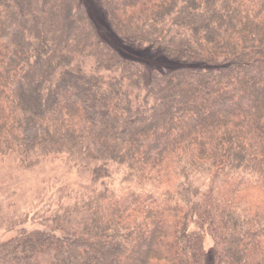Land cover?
Listing matches in <instances>:
<instances>
[{
	"label": "trees",
	"instance_id": "trees-1",
	"mask_svg": "<svg viewBox=\"0 0 264 264\" xmlns=\"http://www.w3.org/2000/svg\"><path fill=\"white\" fill-rule=\"evenodd\" d=\"M97 2L123 44L183 66L146 81L80 0H0V163L64 155L94 187L124 169L0 264H264V0Z\"/></svg>",
	"mask_w": 264,
	"mask_h": 264
},
{
	"label": "rangeland",
	"instance_id": "rangeland-1",
	"mask_svg": "<svg viewBox=\"0 0 264 264\" xmlns=\"http://www.w3.org/2000/svg\"><path fill=\"white\" fill-rule=\"evenodd\" d=\"M80 1L99 37L121 57L140 62L146 81L151 70L162 72L183 66L178 61L165 58L159 49L149 46L133 49L123 44L110 30L97 0ZM217 108H221L219 104ZM123 174V168L111 166V177L94 187L87 171L68 163L64 155L49 156L29 170L19 168L17 163L11 160L1 162L0 243L13 238L21 231L43 229L45 221L56 211L79 203L90 196L93 189H101L103 187L101 184L119 190ZM189 183L200 192H204L209 185V177L195 176ZM211 246V239L204 236V250L209 251ZM207 264H210L209 261Z\"/></svg>",
	"mask_w": 264,
	"mask_h": 264
}]
</instances>
